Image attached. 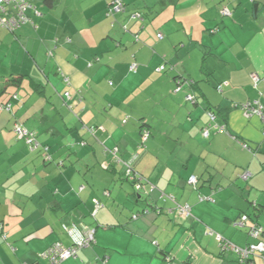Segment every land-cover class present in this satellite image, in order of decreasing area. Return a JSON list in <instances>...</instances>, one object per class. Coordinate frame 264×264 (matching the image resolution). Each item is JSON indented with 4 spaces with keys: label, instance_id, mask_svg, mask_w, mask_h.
<instances>
[{
    "label": "crops",
    "instance_id": "1",
    "mask_svg": "<svg viewBox=\"0 0 264 264\" xmlns=\"http://www.w3.org/2000/svg\"><path fill=\"white\" fill-rule=\"evenodd\" d=\"M36 1L50 11L60 6L59 0L53 8ZM104 1L106 11L110 0ZM125 3L131 13L153 7L151 30L141 32L145 27L131 13L123 14L131 32L99 25L106 21L103 13H91L90 21L98 18L97 32L85 33L75 26L82 23L78 19L77 31L62 29L65 19L59 18L64 43L39 44L32 35L49 12L37 15L34 9L32 22L16 31L0 28L2 77L26 75L21 87L11 88L19 98L14 114L53 158L30 152L13 116L0 110V264H48L43 254L50 246L72 244L64 225L73 224L96 229V243L61 264H103L106 256L108 264H240L234 251L224 252L218 235L236 246L249 244L252 237L234 225L245 212L264 229L263 121L240 107L255 99L264 105V0ZM227 7L232 15L224 16ZM132 61L138 62L136 71ZM161 64L165 74L156 71ZM254 72L262 78L257 87ZM184 79L195 85L176 92ZM219 83L226 84L216 92ZM66 91L71 98L65 100ZM190 91L200 96L196 104L186 99ZM208 104L225 109L226 130L193 138L207 122ZM91 125L95 134L87 129ZM142 125L151 132L146 151L139 147ZM157 132L166 145L158 144ZM116 146L124 159L139 157L134 166L147 180L141 194L112 157ZM190 176L197 177L195 186ZM83 179L90 185L80 191ZM94 198L104 206L92 214ZM176 202L190 204L189 216L178 213ZM135 213L140 215L133 218Z\"/></svg>",
    "mask_w": 264,
    "mask_h": 264
},
{
    "label": "built area",
    "instance_id": "2",
    "mask_svg": "<svg viewBox=\"0 0 264 264\" xmlns=\"http://www.w3.org/2000/svg\"><path fill=\"white\" fill-rule=\"evenodd\" d=\"M29 8H33L32 5L28 3L27 0H0V27L1 28H7L10 31H15L16 28L20 27L21 25L27 24L31 20V17L27 15V10ZM121 9L124 10V4L122 1L117 0L116 4H112L110 6L109 12H119ZM223 14L228 16L232 15V12L228 8H224ZM35 12L38 15L40 12H38L35 8ZM133 17L140 18L141 15L139 13H134ZM163 35L161 33L158 34V38L162 39ZM50 56H52V52H49ZM138 67L137 62H133L131 65V70L136 71ZM165 65H160L157 68V71H164ZM68 81L69 79L66 78ZM251 81H253V86H258V84L262 81L261 76L258 74V72H254L251 74ZM188 84H191L189 81H187ZM179 85L176 87L175 91L180 92L184 89V84L178 83ZM226 83L219 84L218 90H222L224 85ZM66 97L71 98V93L66 92ZM186 99L188 101L194 100V95L192 93L186 94ZM242 110H244L246 116H260L263 121V137H264V105L261 104L259 99H255L254 101L240 104ZM10 104L8 105L7 109L10 108ZM209 116L212 120H214V115L212 113H209ZM15 131L17 133V136L19 138H24L29 146L31 147H40L41 143L38 141L35 133L33 131H30L29 128H27L24 125H15ZM216 127V126H215ZM223 127H221L222 129ZM88 131L92 134L96 133L97 127L95 125H91L87 127ZM102 131L105 129L100 128ZM143 141H146L149 139L151 132L148 130H143L142 132ZM210 130L205 129L203 136L209 137ZM243 147L248 148V144H243ZM46 152L44 154V157L47 160L51 159L50 154L47 152L48 146L43 147ZM119 148L116 146L113 150L110 151L111 155L114 157L115 161L117 160L126 168L128 169V174H132L131 178L136 181L135 183V190L140 191L143 187V184L141 182V178L137 175V172L132 168V164L134 161L138 158L137 155H132L131 158L128 160H125L123 157L119 154ZM243 178L246 180L249 178V173L242 174ZM197 177L190 176L189 182L193 184L194 186L197 184ZM85 186L82 185L79 189L82 191V189ZM170 198L173 199V197L170 196ZM204 197L200 195L199 199H203ZM175 202V199H173ZM95 203L97 205V209L104 206L98 199H95ZM177 211L180 213L183 217L189 216L191 212V206L190 204L182 205L180 203L177 204ZM138 215H134V218H137ZM236 227L240 228H247L249 229V234L252 237V241L246 245L245 247L242 246H235L232 244L228 239H224L222 236L218 235V239L221 242V246L224 250H232L237 255H239L243 260H250L252 258H261L264 260V239H263V227L259 225L258 223L251 220L249 214H243L236 222L234 223ZM2 226H0L1 230ZM64 230L66 234L68 235L70 241L72 242L71 245H65L63 242H58L53 244L49 247V249L43 254L44 257L48 260V264H61L63 261L67 259H73L78 256V251L85 249V247L92 246L96 243L95 240V234L96 229L89 228V227H80L79 225L73 224L72 227H67L64 225ZM4 237H6V234H4ZM109 257L103 258V264H108ZM30 264V263H26Z\"/></svg>",
    "mask_w": 264,
    "mask_h": 264
},
{
    "label": "rangeland",
    "instance_id": "3",
    "mask_svg": "<svg viewBox=\"0 0 264 264\" xmlns=\"http://www.w3.org/2000/svg\"><path fill=\"white\" fill-rule=\"evenodd\" d=\"M59 1H60V6H58V9L53 10V11L52 10L50 11V9L44 7L42 2L34 1L35 3H33V5L36 4L35 6H36L38 12H42V11L49 12V16L39 18L38 22H40V26H39V28L35 29L36 32L34 35H32V39H38L37 43H39V44L40 43L44 44L43 43L44 40H48V42H50V44H53V45L54 44L58 45V44L64 43L65 34L63 35V32L60 30V27L56 26V24H55V22H57L59 18L65 19V22L63 23L62 29H64V27H66V29H71L74 32L75 30L76 31L78 30V29L74 30V27L79 26V28L84 29L83 31L85 33H87V31H91L93 28L95 29L96 32H97V30L100 29V28L97 29L98 23L96 21L102 13L104 15L102 14L101 16L104 17L106 19V21L99 22V25H103L104 23H106L107 24L106 26L111 25V27L113 26L112 29L115 28L116 29L115 31L121 32L123 30L122 25L124 23H128L127 18L126 19L123 18V16H124L123 14H122V16L119 13H115V15H113L112 12H107V10L104 11L106 9L104 0H59ZM136 1H138V0H136ZM134 5H136L134 3V1L132 3L129 2L130 8H134L133 7ZM127 9H128V6H127ZM136 9H138V8H136ZM140 9H142V7H139L138 10H140ZM70 13H72V14H70ZM91 13H93V15H96V17L98 16V18L96 19L95 22L90 21L89 16L92 15ZM129 13H131V10H128L126 12V14H129ZM38 15H40V13ZM51 15H54L53 16L54 18ZM77 19L79 20V22L81 21L82 23H78L74 26ZM154 19L155 18L150 16L145 20L144 23L141 21L142 24H140V26L142 25L145 27L143 30H141V32L146 33V31L151 30V27H152L151 23ZM138 20H140V19H138ZM59 24H60V19L58 21V25ZM56 28L59 29L60 31L58 32V30H56ZM155 35H156V33H154L153 37H155ZM58 40H59V42H58ZM68 41H70L69 37H68ZM164 65H166V64H164ZM156 71H157V68H156ZM163 72H165V71L159 72V74H165ZM0 77L3 78L1 73H0ZM215 90L217 92V89H215ZM190 102H192V101H190ZM165 130L168 131L169 129L165 128ZM158 134H159V132H157V134H156V137H157L156 141H158V144L163 145L162 143L163 142L165 143L167 140H165L166 138H162V137L159 138ZM201 134H202V131H200V134H197V136H194L193 138L201 137ZM202 137H203V134H202ZM64 142H65V139H63L62 143L64 144ZM94 143H96L95 140L93 141V144ZM66 144H68V142H66L64 144L65 148H66ZM80 144L79 143H78V145L74 144L73 147L79 148ZM146 144H148V146H150L149 143H146ZM165 145H166V143H165ZM70 148H72V147H70ZM28 149L30 151L29 146H28ZM144 149H145L144 151L147 150V148H144ZM36 151H39V150H36ZM150 152H146L145 154H149ZM177 154H178V151L175 153V155H177ZM142 157L145 158V155L142 154ZM118 164L121 165L120 162H118ZM94 170H95V172L93 173L94 176H98L99 174L96 173V170L100 171L101 169L99 167H96V168H94ZM88 175H89V173H88ZM83 182H84L83 185L87 186L88 183L86 182L85 179H83ZM89 185L90 184H88V186ZM95 199H97V198H94L93 202L96 205ZM97 210L98 209H97V205H96V211L94 209L92 214L94 212H97ZM233 253L234 252H232V254ZM259 264H264V261L263 260L260 261Z\"/></svg>",
    "mask_w": 264,
    "mask_h": 264
},
{
    "label": "trees",
    "instance_id": "4",
    "mask_svg": "<svg viewBox=\"0 0 264 264\" xmlns=\"http://www.w3.org/2000/svg\"><path fill=\"white\" fill-rule=\"evenodd\" d=\"M28 1V3L30 4V5H32L33 6V1H36V0H27ZM43 2H44V4L47 6V7H49V8H53V6H55V4H56V2H57V0H42ZM116 1L117 0H110V4H109V7H108V9H107V12H109V9H110V6L114 3V4H116ZM120 1H122V3L124 4V10L123 9H121V11H119V12H112L113 13V15H115V13H119L121 16H122V14H124L125 12H127L128 11V9H127V4L125 3V0H120ZM35 6H33V8H29L28 10H27V15H29V10L30 9H34L35 10ZM153 7H149L148 9H146L145 11H140V10H135V11H133V13H131L130 15V19H132V20H134V19H140V20H138V21H143V22H145V20H146V18H148V17H150V13H151V11H153V9H152ZM228 8V7H227ZM224 9V8H223ZM222 9V10H223ZM36 10H37V8H36ZM254 14L255 15H258V14H260L261 12H262V10L260 9V8H258V5L256 4L255 6H254ZM134 13H139L140 15H141V17L140 18H135V17H133V14ZM222 13H223V11H222ZM224 15V14H223ZM224 16H226V15H224ZM30 17V16H29ZM29 22H32V21H29ZM28 24V23H27ZM25 25V24H24ZM22 26V25H21ZM122 27H123V30L125 31V32H131V30H130V27L128 26V23H124L123 25H122ZM1 28V27H0ZM19 28V27H18ZM17 29V28H16ZM9 30V29H8ZM217 30V29H216ZM216 30H214V32L216 31ZM10 31V30H9ZM16 31V30H15ZM11 32H14V31H11ZM133 35H134V38H136L137 39V32H134L133 33ZM49 52H52V50H50ZM49 52H48V54H49ZM134 60V59H133ZM133 62H136V61H132V63ZM138 63V62H137ZM132 65V64H131ZM161 65H164V64H161ZM165 70H167V66L165 65ZM164 70V71H165ZM133 71V70H132ZM158 72V71H157ZM159 72H162V71H159ZM158 72V73H159ZM25 74L24 73H21V72H18V73H11V74H8V75H6V77L4 78H1L0 77V110L1 111H6L7 113H9V114H11L12 116H13V126H14V128L16 127L15 125L16 124H21V125H24L23 123H21V122H18V118L16 117V115L14 114V109H13V105H14V102H16V101H18V95H17V93L16 92H14V91H12L11 90V88L12 87H16V88H19V87H21L22 85H23V82H24V78H25ZM187 79H184L183 80V82H180L181 84H184V85H187V87H193L194 85H195V82H192V81H189L191 84H188L187 83ZM219 84H222V83H219ZM33 86L35 87V90H37V91H40V93H42L44 90H40L41 89V85H39L38 83H34L33 82ZM218 86L219 85H217L216 86V89H217V91H220V90H218ZM225 86V85H224ZM223 90V89H222ZM221 90V91H222ZM66 92H68V91H66ZM187 93H192L191 91L190 92H187ZM186 93V94H187ZM66 94V93H65ZM64 94V98H65V100L67 99V97H66V95ZM192 95H193V93H192ZM69 99V98H68ZM198 100H200V96H195L194 95V100L192 101L193 103H197L198 102ZM11 105L10 106V108H8L7 109V107H8V105ZM209 113H212L213 115H214V120H212L211 118H210V116H209ZM205 115H206V117L208 118L207 119V122L205 123V125L202 127V134L204 133V131H205V129H207V130H210V134H209V136L215 131V132H220L221 131V127H223L222 129H225V127H226V123H225V121L227 120V117H226V112H225V109L224 108H222L221 106L219 107V106H217V105H211V104H208V107L206 108V110H205ZM220 118H223V120H224V122H219V119ZM216 126V127H215ZM87 127H89V126H87ZM28 128V127H27ZM30 130V129H29ZM143 130H148L147 128H145V126L144 125H142L141 126V129H140V133H141V138H142V132H143ZM226 130V129H225ZM31 131V130H30ZM33 131V130H32ZM149 131V130H148ZM34 132V131H33ZM150 132V131H149ZM35 133V132H34ZM35 135H36V133H35ZM151 135V134H150ZM37 137V136H36ZM150 138V137H149ZM208 138V137H207ZM37 139H38V137H37ZM148 140V139H147ZM147 140L146 141H143V139H141V141L139 142V147L140 148H146L147 147V144H146V142H147ZM39 141V140H38ZM40 142V141H39ZM85 141H80V143L83 145V144H85L84 143ZM41 143V142H40ZM28 144V143H27ZM29 146V145H28ZM45 146H48L47 144H42L41 143V146L40 147H31V146H29L30 147V149H32V150H39L40 151V153H42V156H43V160H46V161H53L52 159V155H51V153H50V149L51 148H49V146H48V150H47V152L50 154V156H51V159L50 160H47L45 157H44V154H45V152H46V150L43 148V147H45ZM114 149V148H113ZM113 149H111V150H113ZM110 150V151H111ZM113 157V156H112ZM114 158V157H113ZM125 160H127V159H125ZM115 162H117L118 163V161L116 160ZM122 168L124 169V173H123V176L126 178V180H130L131 182H132V184H133V186H135V183H136V181H134L132 178H131V176H132V174H128V169L126 168V166H124L123 164H122ZM132 168L137 172V175L139 176V178H141L140 180H141V182H142V184H143V187L141 188V190L140 191H137V190H134L137 194H141L142 193V190H143V188L145 187V184H146V182H147V180H146V178L142 175V173L141 172H139L138 170H137V168H135V166H134V163L132 164ZM113 172H115L116 173V169L115 170H113ZM119 172V171H118ZM134 189H135V187H134ZM146 192V191H145ZM172 199V198H171ZM173 200V199H172ZM100 201V200H99ZM215 201V200H214ZM101 202V201H100ZM102 203V202H101ZM177 204L179 203V202H176ZM177 204H176V209H177ZM256 204V203H255ZM254 207H255V209L256 210H258V212H260V207L259 208H257V205H254ZM243 214H249V216H250V218H251V220H253L254 222H256V223H258L253 217H252V215L250 214V213H247V212H245V213H242L240 216H239V218L243 215ZM256 214H257V212H256ZM255 214V215H256ZM133 215H140V213L139 214H137V213H135V214H133ZM133 218H134V216H133ZM239 218H237L236 220H238ZM236 220L234 221V223L236 222ZM259 224V223H258ZM260 225V224H259ZM240 228V227H239ZM242 229H245L246 231H247V234H249V229H247V228H242ZM263 233H264V230H263ZM249 236H250V234H249ZM263 237H264V235H263ZM230 241V240H229ZM231 242V241H230ZM251 242V241H250ZM249 242V243H250ZM232 243V242H231ZM233 244V243H232ZM248 245V244H247ZM236 246V245H235ZM245 247V246H244ZM226 250H224V252H225ZM237 255V254H236ZM237 258H238V261L240 262V264H256V258H252V259H250V260H243L239 255H237ZM264 261V260H263ZM30 264H37V263H30Z\"/></svg>",
    "mask_w": 264,
    "mask_h": 264
},
{
    "label": "water",
    "instance_id": "5",
    "mask_svg": "<svg viewBox=\"0 0 264 264\" xmlns=\"http://www.w3.org/2000/svg\"><path fill=\"white\" fill-rule=\"evenodd\" d=\"M256 202V201H255Z\"/></svg>",
    "mask_w": 264,
    "mask_h": 264
}]
</instances>
